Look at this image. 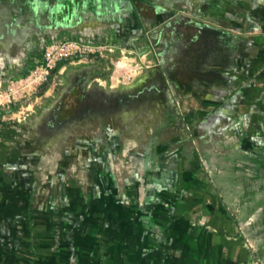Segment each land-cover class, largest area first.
<instances>
[{"label":"crops","instance_id":"obj_1","mask_svg":"<svg viewBox=\"0 0 264 264\" xmlns=\"http://www.w3.org/2000/svg\"><path fill=\"white\" fill-rule=\"evenodd\" d=\"M73 2L88 8L71 30L73 37L110 35L124 42L142 36L149 25L158 35L166 33L163 68L192 131L178 130L156 162L157 170L179 169V175L173 170L171 178L160 173L143 178V163L135 165L140 176L134 180L112 179L104 167L97 177L93 161L86 184L67 180L68 166L78 168L77 152L66 149L73 161L61 164L63 149L43 127L50 128L73 76L101 63L64 61L58 84L41 88L25 106H32L25 119L3 120L0 114V264H255L253 244L240 242L230 214L239 182L225 170L228 160L205 159L220 170L206 181L204 170L196 174V159L182 149L187 145L176 142L192 136L188 145L197 157L228 146L237 157L264 155V0ZM13 20H0L1 99H7L13 78L40 61L46 36ZM108 135L116 138L115 132ZM183 185L189 186L186 195ZM207 185L214 191L205 190ZM198 187L205 194L198 195ZM207 219L211 224H204Z\"/></svg>","mask_w":264,"mask_h":264},{"label":"rangeland","instance_id":"obj_2","mask_svg":"<svg viewBox=\"0 0 264 264\" xmlns=\"http://www.w3.org/2000/svg\"><path fill=\"white\" fill-rule=\"evenodd\" d=\"M6 1L7 3L2 4L0 20L14 19L15 24L24 22L32 34H35L39 29L44 30L46 41L78 38L93 40L95 43L105 46L102 47L103 55L98 52L100 55L95 60L80 62L101 63V67L96 68V70L90 68V78L87 79L86 84L88 89L94 86L98 89L96 90L98 93L88 94V96L91 95V100L84 107L85 110L94 109L95 112L82 120H72V118L59 126L53 125L47 130L43 127L44 133L54 134L56 143L63 149L59 159L63 162L61 164L70 165L73 161L66 153V149L73 148L77 152H75V157L78 156V158L75 161L78 168L74 170L68 166L64 171V178L79 180L78 182L81 184H86L91 175L87 165L89 166L88 163L93 161L95 164L93 171L97 177L101 176L104 167V169L108 168L106 170L110 169L112 179L118 180L120 176L124 175L126 178L134 180L140 176L135 165L143 163L145 165L143 178H147L149 175L152 177L158 173L163 176L169 174L171 178L175 171L179 175V169L168 167L157 170L156 168V162L159 161V158L161 160L160 152L172 146V140L176 137L174 134L183 127L189 132L192 131L191 126L188 125V120L181 113V102L176 97L177 90L172 89L163 68L168 54L166 51L168 44L166 33L158 35L157 29L149 25L147 29L143 30L142 36L124 42L114 36L110 37V35L103 39H98L96 35L92 34H82L83 38L81 35L78 37L74 35L75 37H73L71 30L85 19L88 12L86 3L84 7L77 8L73 0ZM163 28L166 29V24L163 25ZM113 48L119 49L117 55L110 54ZM121 61L124 67L119 65ZM129 82L132 84L131 86L127 84ZM122 88L132 92L142 89L143 92L125 104L130 109L129 112L121 113V110L111 108L109 113L104 105L100 104L103 102L101 98L103 96L99 94V90L100 93L101 91L115 92L122 90ZM42 92L44 90L29 94L20 101L10 103L9 107L8 105H5L6 107L1 105V118L2 114L7 113V117L3 120L18 119V116L25 119L28 115L27 112H30L32 108V106H25H28L36 95ZM173 96L175 98L174 105L170 103ZM65 103L67 105L74 103L73 96H68ZM22 105H24L23 108ZM20 109H23L20 115L18 113L13 114V111L18 112ZM132 113L135 115L134 120L130 119L132 116L129 114ZM11 115L15 117H10ZM166 120L168 126L164 124ZM156 127L157 135L153 136V129ZM108 132H115L116 138L113 135L109 137ZM191 138L194 139L192 136L178 138L176 144L187 145L184 148L181 146V148L186 155L189 154V157L196 159L198 164V170H195L196 174L199 175V172L204 170L203 176L206 181L213 176L211 175L212 172L214 174V171L217 173L220 170L213 166L214 163L211 160L212 165L208 167L205 159H208L209 162L211 156H216L218 159L226 157L228 160L229 167L224 165L225 170H232L233 178L239 182L237 187L239 199L235 204L236 210L233 211L234 214L230 213L236 227V235H238L240 242L253 244L254 249L250 253L252 252L256 259L255 264H264V155H260L259 158H251L239 153L237 157L236 151H231L228 146L223 147L224 152L213 149L207 154L203 153L204 158L203 154L200 153L201 156L197 157L194 152L195 147L188 145ZM112 140L115 146L112 145ZM92 158L94 159L92 160ZM66 162L69 163L65 164ZM47 170H51L49 165ZM104 174L108 176L107 171ZM188 187L183 185L182 195H186L190 191ZM198 188L199 191L196 193L202 195L204 191L201 190L202 188ZM204 189L214 191L211 185H207V189L206 187ZM208 204H211V201ZM201 220L202 217L198 218L196 223L201 222ZM209 221L207 219L204 224H211Z\"/></svg>","mask_w":264,"mask_h":264},{"label":"built area","instance_id":"obj_3","mask_svg":"<svg viewBox=\"0 0 264 264\" xmlns=\"http://www.w3.org/2000/svg\"><path fill=\"white\" fill-rule=\"evenodd\" d=\"M43 48V54L39 62H37L30 70L18 78H13L6 89L7 99H1L0 92V107L10 106V103L17 102L35 93L38 90L49 83H58V73L63 70L61 65L64 61L69 60L74 63L88 62L95 60V58L103 55L102 47L93 40H82L74 38L63 39H51L43 41L41 44ZM121 67H124L121 66ZM24 105H22L23 108ZM23 109L18 112L19 115ZM15 111H13V114ZM10 114V113H9ZM7 113L2 114V118L5 119ZM10 117H15L11 115ZM21 117L18 116V119Z\"/></svg>","mask_w":264,"mask_h":264},{"label":"flooded vegetation","instance_id":"obj_4","mask_svg":"<svg viewBox=\"0 0 264 264\" xmlns=\"http://www.w3.org/2000/svg\"><path fill=\"white\" fill-rule=\"evenodd\" d=\"M0 2L2 4L7 3L6 0H0ZM43 39H44L43 41H45L46 37H44ZM89 71H90V68H86L80 71L77 75L73 76V84L70 86L64 99L56 106L53 113L51 114V117L49 118L48 125L50 128L53 127V125L59 126L63 122L68 121L69 119L71 120L72 118H73L72 120L85 119L87 116H91L95 112L94 109L85 110L84 108L87 105V103H89V101L91 100V97H90L91 95L88 96V94L98 93V91H96L98 89L95 86L90 89L86 88L87 79L90 78ZM142 92H143L142 89L141 91L139 90L137 92H132L126 88H122V90H118L115 92L101 91L100 93V90H99V94H102L103 96L101 97L103 102H100V104H103L106 110L109 111V113H110L111 108H113V110L115 109L121 110L120 111L121 113H127L129 112L130 109H128V107H126L125 104L131 98L140 96ZM68 96H73L74 103H71V105H67L64 102L65 98ZM164 122H165L164 124H166L167 120ZM156 132H157V127L153 129V133H154L153 136L157 135ZM109 141L111 142L110 139ZM112 145L115 146L113 141H112Z\"/></svg>","mask_w":264,"mask_h":264},{"label":"bare ground","instance_id":"obj_5","mask_svg":"<svg viewBox=\"0 0 264 264\" xmlns=\"http://www.w3.org/2000/svg\"><path fill=\"white\" fill-rule=\"evenodd\" d=\"M131 63H132V62H131ZM129 64H130V63H129ZM119 65L122 66V65H123V62L121 61V62L119 63ZM131 66H132V65H131ZM132 68H133V67H132ZM137 71H138V70H137ZM139 72H140V71H139ZM141 72H142V71H141ZM135 74H136V73H135ZM124 82H125V81H124ZM143 82H144V81H143ZM119 83H120V82H119ZM127 84L130 85V86L132 85L130 82L127 83ZM130 86H129V87H130ZM136 86H137V85H136Z\"/></svg>","mask_w":264,"mask_h":264},{"label":"trees","instance_id":"obj_6","mask_svg":"<svg viewBox=\"0 0 264 264\" xmlns=\"http://www.w3.org/2000/svg\"><path fill=\"white\" fill-rule=\"evenodd\" d=\"M34 65H35V64H34ZM34 65H33V66H34ZM33 66H32V67H33Z\"/></svg>","mask_w":264,"mask_h":264}]
</instances>
